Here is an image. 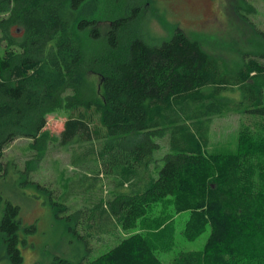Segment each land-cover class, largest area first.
Listing matches in <instances>:
<instances>
[{
    "label": "trees",
    "instance_id": "16d2710c",
    "mask_svg": "<svg viewBox=\"0 0 264 264\" xmlns=\"http://www.w3.org/2000/svg\"><path fill=\"white\" fill-rule=\"evenodd\" d=\"M98 1L0 0V241L8 261L23 263L24 233L35 231L22 223L25 197L49 203L87 244L136 230L94 259L54 256L49 264H164L159 253L175 246V216L185 212L187 239L210 234L202 251L180 252L172 264H264V53L231 69L180 28L153 44L139 26L144 0H110L104 34ZM58 111L68 117L56 136L45 128ZM234 115L260 121V131L244 127L236 151L211 152L215 119ZM21 139L30 153L23 168L5 155ZM52 145L68 153L73 173L61 169L43 183L35 177Z\"/></svg>",
    "mask_w": 264,
    "mask_h": 264
},
{
    "label": "rangeland",
    "instance_id": "374dc122",
    "mask_svg": "<svg viewBox=\"0 0 264 264\" xmlns=\"http://www.w3.org/2000/svg\"><path fill=\"white\" fill-rule=\"evenodd\" d=\"M144 1L142 21L139 26H145V34L153 44L159 45L162 41L170 39L174 31L180 28L199 41L210 55L225 62L231 69L238 68L245 56L264 53V0ZM111 8L110 0L98 1V8L95 12L104 34L111 26L109 18ZM14 33L15 29H13ZM18 33H21V30ZM1 37L0 33V43L4 47L6 43L1 41ZM67 117L66 111L52 113L48 116L45 130L51 135L59 136L64 129ZM259 122L256 119L248 120L247 117L241 115L216 118L213 124V144L210 151H236L240 131L247 126H252L254 131H260L262 126H255ZM28 143L26 139L14 142L6 150V158L18 159L20 167L23 168L30 155L26 150ZM162 150L164 151L160 153V157L166 148L163 147ZM49 155L45 163H40L42 167L35 177L36 180L43 183L53 181L59 176L61 169L69 168V174L73 173V169L69 167L66 151L61 150L57 145H52ZM23 198V202L20 203L22 223L25 227L34 225L35 231L24 233L27 243L21 246L24 257L22 264H49L54 256L73 260L87 254L89 259H94L113 248L122 238L136 232V230L121 229L117 235L94 237L87 244L76 234L68 232L63 223L55 219L49 203L38 199L32 204L28 198ZM188 218V212L175 216V246L170 252L159 253L164 264H172L180 252L204 249L210 234V227L196 239L189 240L184 235V226ZM0 264H11L3 252L1 241Z\"/></svg>",
    "mask_w": 264,
    "mask_h": 264
}]
</instances>
